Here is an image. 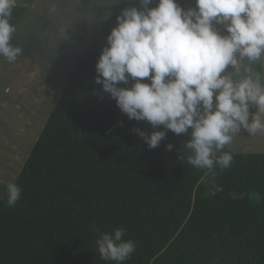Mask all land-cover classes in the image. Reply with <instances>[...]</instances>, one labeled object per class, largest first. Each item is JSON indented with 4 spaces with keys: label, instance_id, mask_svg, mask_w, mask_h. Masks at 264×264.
<instances>
[{
    "label": "trees",
    "instance_id": "trees-1",
    "mask_svg": "<svg viewBox=\"0 0 264 264\" xmlns=\"http://www.w3.org/2000/svg\"><path fill=\"white\" fill-rule=\"evenodd\" d=\"M129 6L71 71L15 181L16 205L0 194V264H117L100 258L96 240L120 227L136 243L121 264H264V152L232 153L231 166L213 176L182 155L191 129L177 135L160 126L166 139L151 149L132 130L151 126L129 120L95 82L107 36ZM25 11L17 2L10 23Z\"/></svg>",
    "mask_w": 264,
    "mask_h": 264
},
{
    "label": "clouds",
    "instance_id": "clouds-1",
    "mask_svg": "<svg viewBox=\"0 0 264 264\" xmlns=\"http://www.w3.org/2000/svg\"><path fill=\"white\" fill-rule=\"evenodd\" d=\"M16 3L0 0V55L9 62L22 54L10 42L16 32L10 23ZM152 3L132 0L117 16L96 63L95 82L129 120L151 126L150 133L132 129L151 149L166 139L163 129L177 135L191 129L182 155L214 176L216 169L231 166L233 152L225 146L241 129L264 135V70L250 67L256 61L261 65L264 58V0H195V7L187 9L177 0H156V6L149 7ZM130 78V87L119 86ZM160 126L163 129L156 130ZM172 148L166 145L168 151ZM6 188L12 207L22 189L14 182ZM92 230L97 231L95 225ZM124 235L123 227L99 235L96 245L102 260L121 264L131 257L136 243L124 240Z\"/></svg>",
    "mask_w": 264,
    "mask_h": 264
},
{
    "label": "rangeland",
    "instance_id": "rangeland-1",
    "mask_svg": "<svg viewBox=\"0 0 264 264\" xmlns=\"http://www.w3.org/2000/svg\"><path fill=\"white\" fill-rule=\"evenodd\" d=\"M21 1L26 11L10 42L22 54L14 62L0 55L3 187L18 178L87 44L127 0H17ZM216 27L226 34L224 25ZM255 111L254 107L250 110ZM225 148L235 154L264 152V135L253 136L241 129ZM5 192L0 188L1 195Z\"/></svg>",
    "mask_w": 264,
    "mask_h": 264
},
{
    "label": "water",
    "instance_id": "water-1",
    "mask_svg": "<svg viewBox=\"0 0 264 264\" xmlns=\"http://www.w3.org/2000/svg\"><path fill=\"white\" fill-rule=\"evenodd\" d=\"M250 67L254 70V71H256V72H260V71H262L263 69L261 68V67H263V62H262V60H261V65H260V62L259 61H256V62H254V63H252L251 65H250ZM244 73H243V69L241 70V73L239 74V75H243ZM239 78V76L238 75H236V76H234V79H238Z\"/></svg>",
    "mask_w": 264,
    "mask_h": 264
},
{
    "label": "crops",
    "instance_id": "crops-1",
    "mask_svg": "<svg viewBox=\"0 0 264 264\" xmlns=\"http://www.w3.org/2000/svg\"><path fill=\"white\" fill-rule=\"evenodd\" d=\"M262 62H263V60H262ZM229 71H231V68L229 69ZM252 108H250V110H251ZM251 118V117H250Z\"/></svg>",
    "mask_w": 264,
    "mask_h": 264
}]
</instances>
